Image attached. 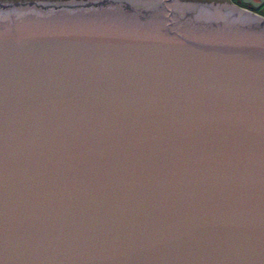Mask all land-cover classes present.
Masks as SVG:
<instances>
[{
    "label": "water",
    "instance_id": "water-1",
    "mask_svg": "<svg viewBox=\"0 0 264 264\" xmlns=\"http://www.w3.org/2000/svg\"><path fill=\"white\" fill-rule=\"evenodd\" d=\"M264 0H0V264H264Z\"/></svg>",
    "mask_w": 264,
    "mask_h": 264
},
{
    "label": "crops",
    "instance_id": "crops-1",
    "mask_svg": "<svg viewBox=\"0 0 264 264\" xmlns=\"http://www.w3.org/2000/svg\"><path fill=\"white\" fill-rule=\"evenodd\" d=\"M233 3H237L239 0H231ZM257 14L264 16V7L256 12Z\"/></svg>",
    "mask_w": 264,
    "mask_h": 264
},
{
    "label": "flooded vegetation",
    "instance_id": "flooded-vegetation-1",
    "mask_svg": "<svg viewBox=\"0 0 264 264\" xmlns=\"http://www.w3.org/2000/svg\"><path fill=\"white\" fill-rule=\"evenodd\" d=\"M216 1H223V0H216Z\"/></svg>",
    "mask_w": 264,
    "mask_h": 264
}]
</instances>
